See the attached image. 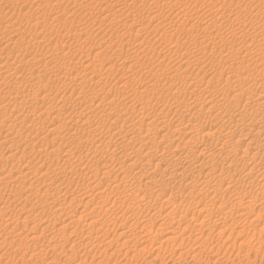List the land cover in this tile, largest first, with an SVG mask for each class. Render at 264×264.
<instances>
[{
  "label": "rangeland",
  "instance_id": "374dc122",
  "mask_svg": "<svg viewBox=\"0 0 264 264\" xmlns=\"http://www.w3.org/2000/svg\"><path fill=\"white\" fill-rule=\"evenodd\" d=\"M133 1L0 0V165H3L1 168L4 169L0 168V175L3 176V179L5 178L4 181H0V194L4 192L6 194L0 196V264H264V211L256 212L258 210L254 209L253 212L247 215L246 209L242 211L234 208L233 211H230L227 208H222L213 210L209 214L201 213L200 208L204 204H210L213 194L211 191L205 193L202 186L198 193L197 189L190 186L194 183L182 184L181 189L168 185V187H163L165 189L163 191L160 186L148 190L150 192V197H147L149 204L154 202L152 199L155 197L161 198V201L166 197H170L169 203L163 202L162 205L164 206L159 207L162 208L160 211L158 210L159 212H151L153 209L146 213L145 209H142V205L143 207L147 206V198H141V195H139L143 193L141 191L148 189L146 186L147 180L154 181L161 179V177L166 179L171 175L168 174L170 170L166 166L159 165L155 170L151 166L146 169L148 173L146 172L147 174L144 176L140 174V168L145 167L143 165L149 159L152 161H150L151 164H154L155 161L160 162L162 152L160 153L159 150L164 151L166 144L180 141L178 137L174 138V136L168 140L160 141L159 137L164 132L148 125L151 118L162 120L165 126L174 128L183 126L188 121L190 114L197 112L204 122L203 125L199 126V131H210L211 128L208 122L214 119L219 105L208 109L209 105L203 101L204 97L192 101L189 95L190 88L199 89L205 86L207 79L215 71L219 73V71L224 70L226 71L224 74L241 71V65L238 62L246 57L249 59L252 56L264 60V57H262L264 56V48L262 47L264 36H261L260 39L257 36L249 44L241 45L238 49L231 47L228 40L233 32L244 33L246 30L256 31L264 28V0L253 2L251 0H180L187 7V10L192 13L187 14L189 18L182 13L177 15L173 12L172 15L166 17L163 29L149 33H142L139 28L144 24L145 27L151 29L150 27L155 26V23H157L155 19H151L155 14L151 5L153 0ZM169 1L170 3H168ZM173 1L177 0H159L154 8L155 12L158 15L161 14V16L163 14L167 15L170 12L168 8ZM220 5L226 8V11L217 18H213L214 13L211 12L210 14V11L217 9ZM121 8H123V13L120 11ZM195 11H198L199 14H195ZM105 15L107 17H104ZM186 20L188 23H185ZM213 20L214 26L210 28L211 35L219 33L220 36L225 35L227 38L223 36L208 37L202 42L204 33L201 29ZM108 22H111V24ZM123 23L131 29V33L124 32ZM191 23L192 26H190ZM36 24H38V27ZM167 28L171 31H174L171 28H177V30L172 34L163 33L162 30H168ZM30 33L32 37L36 36L33 38L34 40ZM136 34L139 36H136ZM41 38L43 39L41 40ZM141 39L147 45V52L128 48L130 44H137L136 48L140 49V46L144 44ZM139 40L140 43H135ZM138 44L140 45L138 46ZM54 49L56 52L52 51ZM97 50L102 52V54L101 52L99 54L101 57H98L97 53L99 52ZM233 50L236 58L232 60V67L216 64L220 57H226ZM63 51L66 52L65 55L62 54ZM88 54H90V60L94 59L96 61L97 69L94 73H90V81L82 87L78 82L83 72H86L84 69L85 61L83 60ZM108 58L113 64L112 68H114L111 71L107 70L109 67L105 68V60ZM195 58H200L203 62L195 65L191 64L187 72L179 70L181 65L178 69H175L184 61L187 62ZM160 59L163 61L160 62ZM45 61L62 68V75H52L49 69L44 66ZM73 61L75 62L72 63ZM248 61L246 60V63ZM67 63L70 64L67 66ZM201 64L202 67H197ZM8 65H11L10 71L7 69ZM183 67L185 68V66ZM183 67L180 69H183ZM147 69H150V71L148 72ZM131 71H135V73L132 75ZM185 74L189 75L186 77ZM249 74L248 84L253 85V87L260 84L259 87L255 88L261 89L260 87L264 85V82L262 83L259 74L256 71H249ZM38 76L41 78L38 79ZM73 79L76 81L73 82ZM116 81H118V84L121 82L126 83L124 90L116 88L107 94L104 93L105 91H97L104 84L106 89L109 84L111 85ZM186 84L191 86L187 87ZM40 88H43V91L40 92ZM226 88V84L221 80L213 81L210 85V89L215 95L220 94L219 96H223L218 104L232 103L233 108L230 110V115H233L232 119H230L231 121H228L229 119L225 121L230 125H235L237 122L241 125L238 128L235 127V129L234 126L232 127L234 129L232 136L235 141L232 138V142L230 141L228 146L241 150L247 139L244 138L236 143V138H242L243 134L251 132V128L248 124H245V121L241 122L237 119L240 117L239 114L244 112L243 106L246 105L250 108L248 104L251 103V98H246L245 94H239L232 99L230 94L226 95L229 92ZM18 90L19 92L22 91V95L27 97L25 104L18 105L16 103L19 99L18 94H20L17 92ZM117 90L118 92H116ZM79 92H82L81 96H79ZM126 93L129 95L126 96L128 101L124 99L126 105L116 108L115 102L117 103V100L121 101ZM105 95L108 100L113 97L115 102L108 104L106 102L107 98H103L106 99L102 100L105 104V110L101 112L97 103L100 102L101 96ZM117 95L119 98H117ZM47 96H49L48 101ZM53 96H56L55 101ZM179 101L182 103L179 104ZM165 102L173 105L169 110H164V112L168 111V114L161 111V106ZM49 105L55 107V110H51L50 113L48 110ZM108 107L111 109H108ZM249 108L247 109L248 112ZM136 111L149 117H137ZM258 115L264 116V111L260 110ZM116 117H119L118 122H115ZM87 120L90 121V128L87 127ZM124 120L127 121L125 122L127 137L132 134L133 130L131 129L133 126L143 124L153 128L145 139L153 140L155 138L159 142L156 147H153V150L148 146L140 147V143L139 145L136 143L133 145V149L131 147L124 148L123 158L109 160L110 156L100 155V150L103 147L109 148V152L113 151L114 148L115 152H120L123 147L118 139L110 135V132L106 135L104 132L107 130L114 132L118 126L121 127ZM88 129H90L91 139L89 147L77 145V140L72 141L71 136L68 134L83 132ZM48 131V139L55 136L57 140L51 141L49 139V145L39 143L43 136L47 137L45 135ZM61 135H64L65 139H60ZM103 135L109 139H106ZM262 135L259 137V140L261 139L259 143L261 142L262 144H260L264 145V133ZM92 136L94 139H92ZM37 138L39 139L37 140ZM206 138L207 135L204 136L203 140L205 144L207 141H211ZM102 139L103 141L106 139V142H104L107 145H103L105 143ZM107 140L109 141L107 142ZM50 141L54 143H50ZM98 141L99 143H97ZM33 144L37 146L35 145V147ZM97 144L101 149H98ZM46 145L47 148L44 147ZM190 145H194V143H187L185 145L186 150ZM67 147L68 151L66 150ZM33 148L36 150H33ZM147 150H150V152ZM253 150L255 154L254 151H251L249 155L241 156L240 152L238 153L240 156H234L237 158L231 157L222 161L230 162L233 165L231 166L232 172L234 168L237 169H234L236 175L241 170L243 173L247 167H251L252 163L256 161L252 157H257L258 163L263 164L264 167L262 147L259 149L258 155H256V150ZM95 152L100 153L96 154ZM154 152H156V155ZM78 158L82 159L80 165L75 163ZM261 158H263V161L260 160ZM106 159L109 160H107V163ZM195 159L202 160V157ZM195 159L189 161L192 160L193 163ZM206 159L212 161L211 157H206ZM104 163L107 164L106 167L102 166ZM62 164L63 170L56 171L55 168L57 169ZM244 165L246 168H244ZM90 166H92L91 169H89ZM103 171H107L108 174L107 172L103 173ZM224 173L226 174V172ZM4 174L6 177H4ZM203 174L199 176L200 178L195 179L196 182L199 181L200 183L203 180ZM173 181L178 184L177 178H174ZM256 181L258 182L256 179L252 185H249L241 181L228 182L226 180L216 192V205L220 201H224L234 207L235 202L231 201L232 195L227 192V189L235 195L250 192V195L253 193V196L259 198L258 200L263 199L264 190L262 191V189H264V186L258 191L255 186ZM119 183L141 191L136 194L137 196L135 194H125L129 192L125 189L120 190L118 194L112 193L110 188ZM199 183L197 182V185ZM210 185L215 186L213 183ZM190 189L193 191L192 193L187 192ZM98 191H101L100 193H103L104 196H109V199L105 201L104 198V200L102 197L100 198L99 194L97 195ZM109 191L112 195L107 193ZM194 191L196 192L194 193ZM87 192L89 193L86 196ZM200 193L203 196H198ZM123 196H126L127 200ZM87 198L91 201H87ZM2 199L3 201H1ZM195 200L199 201L197 203L199 211L193 208L195 206H192L196 205L197 201L194 202ZM181 201H183V204L178 205ZM186 201H189V204ZM172 210L170 217H166L165 215ZM254 214L262 216L257 217L260 222L256 224L255 228L252 225L253 217L256 218ZM180 216L186 218L185 220L182 218L179 228L176 229L178 237L174 234L175 236L171 235L170 239H166L165 234L157 233V229L161 231L164 226H175V224L171 225L169 222L177 223ZM223 219L226 228L222 227L221 221ZM214 221H218L217 224ZM143 224L147 226L146 230L142 226ZM186 224L187 226L184 229ZM57 226L63 228L57 229ZM150 227L149 231L148 228ZM59 230L60 232H58ZM11 234L13 235L11 236ZM17 234H20L19 238L24 240H20V242L15 240ZM2 235L6 236L3 237ZM172 236L175 237V240L171 239ZM29 237L36 238L35 241L37 242H33ZM19 244L20 249L18 248ZM16 245H18L19 250L15 248ZM13 249L15 250L13 251ZM23 249L28 251L24 250L22 252ZM40 250L41 252H39ZM30 251L34 254L31 255ZM37 254L41 255L37 256Z\"/></svg>",
  "mask_w": 264,
  "mask_h": 264
},
{
  "label": "bare ground",
  "instance_id": "6f19581e",
  "mask_svg": "<svg viewBox=\"0 0 264 264\" xmlns=\"http://www.w3.org/2000/svg\"><path fill=\"white\" fill-rule=\"evenodd\" d=\"M133 1V0H132ZM145 1V0H144ZM159 0H153L152 1V3H151V5H152V9H153V11H154V15L151 17V19L152 20H156V22L157 23H155L156 25L154 26V25H152V26H154V27H150L151 29H149L148 27H145L144 26V24L142 25V27H140L139 28V31L140 32H142V33H149V32H151V31H157L158 29H163L162 27H163V23H164V21H165V19H166V17L167 16H169L170 14L172 15V13L174 12L175 14H177V15H179V13H182L184 16L185 15H190V14H192L191 12H189L188 10H187V7L186 6H184V4L180 1V0H177V1H173L171 4H170V6H169V13L167 14V15H162L161 16V14H159L158 15V13H156L155 11L156 10H154V8H155V6H156V4H157V2H158ZM250 1V0H249ZM252 2L253 1H255V0H251ZM100 2V1H99ZM134 2V1H133ZM102 3V2H101ZM168 3H170V1L168 2ZM122 4V3H121ZM120 4V5H121ZM134 4V3H133ZM124 5V4H123ZM167 5H169V4H167ZM89 6V5H88ZM113 6V5H112ZM118 6V5H117ZM125 6V5H124ZM90 8V7H89ZM117 8V7H116ZM86 9V8H85ZM120 9V8H119ZM129 9V8H128ZM149 10H151V9H149ZM116 11V10H115ZM120 11H122L121 13H123V8H121V10ZM119 11V12H120ZM124 11H125V9H124ZM226 11V8H224V7H222V5H220V6H218V8L217 9H215V10H213V11H210V14H211V12H213L214 13V15L212 16L213 18H217L218 16H220L221 14H223L224 12ZM91 12V11H90ZM111 12V11H110ZM114 12V11H113ZM117 12V11H116ZM152 12V11H151ZM168 12V11H167ZM205 12V11H204ZM112 13V12H111ZM118 13V12H117ZM197 13V15L199 14V12L197 11H195V14ZM207 13V12H206ZM89 14V13H88ZM113 14V13H112ZM111 14V15H112ZM119 14V13H118ZM117 14V15H118ZM174 14V15H175ZM209 14V15H210ZM86 15V14H85ZM107 15V14H106ZM104 16V17H107V16ZM114 15V14H113ZM181 15V14H180ZM188 15H187V17H188ZM208 15V16H209ZM116 16V15H115ZM120 16V15H119ZM123 16H124V14H123ZM126 16V15H125ZM182 16V15H181ZM183 16V17H184ZM194 16V15H193ZM191 17V16H190ZM197 17V16H196ZM119 18V17H118ZM121 18V17H120ZM189 18V17H188ZM193 18V17H192ZM65 19V18H64ZM149 19V18H148ZM125 20V19H124ZM195 20V19H194ZM145 21H147V20H145ZM199 21V20H198ZM197 21V22H198ZM131 22V21H130ZM149 22V21H148ZM187 22V20L185 21V23ZM194 22V21H193ZM108 23H110L111 24V22H108ZM107 23V24H108ZM188 23V22H187ZM109 24V25H110ZM113 24V23H112ZM149 24V23H148ZM190 24V23H189ZM37 25V27H38V24H36ZM194 25V24H193ZM35 26V25H34ZM123 26H124V32H128V33H131L130 31H131V29L129 28V27H127V26H125V23H123ZM139 26H141V25H139ZM138 26V27H139ZM144 26V27H143ZM149 26V25H148ZM190 26H192V23H191V25ZM212 26H214V20L213 21H211V22H209L205 27H203L201 30H202V33H204V38H202V42H203V40H205L206 38H208V37H213V38H215V37H221V36H223V37H226L227 38V36H225V35H221L220 36V34L219 33H216L215 35H211V30H210V28L212 27ZM137 27V28H138ZM194 27V26H193ZM35 28V27H34ZM149 29V30H148ZM168 29V28H167ZM171 29H173L174 31H176L177 30V28H171ZM32 30V29H31ZM105 30H106V28H105ZM25 31H27V30H25ZM30 31V30H29ZM29 31H27V32H29ZM33 31V30H32ZM107 31V30H106ZM137 32V33H140V32ZM174 31H171V30H162V32L163 33H168V34H172ZM34 32H35V30H34ZM33 33V32H32ZM135 33V32H134ZM34 34V33H33ZM90 34V33H89ZM125 35H126V33H124ZM133 34V33H132ZM30 35H31V33H30ZM36 35V34H35ZM35 35H33V36H35ZM128 35H130V34H128ZM144 35V34H143ZM88 36H90V35H88ZM133 36H134V34H133ZM136 36H139V35H137L136 34ZM142 36V35H141ZM257 36H259V39L260 38H262L261 36H264V28H261V29H259V30H253V31H248V30H246L244 33H242V32H233L232 33V35L228 38V40H229V42H230V46L231 47H233V48H235V49H238L241 45H247V44H249L255 37H257ZM31 37H32V35H31ZM36 37V36H35ZM35 37H32V39L33 38H35ZM44 38V37H43ZM43 38H41V40L43 39ZM137 39H138V37H137ZM137 39H135V40H137ZM142 39H144V38H142ZM141 39V40H142ZM34 40V39H33ZM36 40V39H35ZM38 40V39H37ZM39 40H40V38H39ZM38 42V41H37ZM40 42V41H39ZM38 42V43H39ZM130 42V41H129ZM141 41L139 40V41H135V43H140ZM142 42L144 43V41L142 40ZM128 44V43H127ZM130 44V43H129ZM96 45V44H95ZM102 45V44H101ZM140 44H138V46H139ZM104 46V45H103ZM146 44L144 43L142 46H140V49H138V48H136L137 47V44H130V46L128 45V48L129 49H131V50H137V51H145V52H147L148 51V49L146 48ZM105 47V46H104ZM262 47L264 48V43L262 44ZM136 48V49H135ZM56 49V48H55ZM55 49L54 50H52V51H55ZM100 49V48H99ZM102 49H103V47H102ZM49 50V49H48ZM47 50V51H48ZM101 50V49H100ZM100 50H97L99 53H97L98 54V57H101L99 54H100ZM56 51H57V49H56ZM55 51V52H56ZM59 51V50H58ZM103 51H105V50H103ZM62 52V51H61ZM96 52V51H95ZM65 53L66 52H64L63 51V53L62 54H64L65 55ZM105 53V52H104ZM35 54V53H34ZM36 54H38V53H36ZM41 54V53H40ZM51 54V53H50ZM49 54V55H50ZM53 54V53H52ZM55 54V53H54ZM61 53H60V55H62ZM101 54H102V52H101ZM16 55V54H15ZM47 56V55H46ZM51 56V55H50ZM53 56V55H52ZM97 56V55H96ZM103 56H105V55H103ZM165 56V55H164ZM14 57H16V56H14ZM41 57V56H40ZM49 57V56H48ZM173 57V56H172ZM260 57V56H259ZM262 57H264V56H262ZM34 58H35V56H34ZM174 58V57H173ZM236 58V54L234 53V50L232 51V53H229L226 57H220L218 60H217V62H216V64L217 65H221V66H225V67H227V65L230 67L231 66V64H232V60H234ZM261 58V57H260ZM81 59V58H80ZM263 59V58H262ZM49 60V59H48ZM76 60H78V59H76ZM161 60V59H160ZM169 60V59H168ZM246 60H249L247 63H246ZM35 61V60H34ZM81 61V60H80ZM83 61H85V65H84V69L86 70V72L84 73L83 72V74H82V76H81V78H79V84L80 85H82V87H84L89 81H90V73L92 74V73H94V71H96V69H97V65H96V61L93 59V60H90V54H88V55H86L85 57H84V60ZM163 60H161L160 62H162ZM174 61H175V59H174ZM9 62V61H8ZM75 61H73L72 63H74ZM77 62V61H76ZM105 65H106V67L105 68H107V67H109V68H107V70L108 71H111V69L113 70L114 68H112V66H113V64H112V62H111V60L108 58V59H106L105 60ZM177 62V61H176ZM200 62H203V60H201L200 58H195V59H192V60H189V61H187V62H183V63H181V64H179L178 66H176L175 67V69H178L179 68V66L181 65V67H183V66H185V68L183 67V69H180L179 68V70H184V72H187L188 71V69H189V66L191 65V64H193V65H195V64H197V63H200ZM205 62V61H204ZM102 63V62H101ZM114 63V62H113ZM170 63V62H169ZM240 65H241V71H238V72H236V73H226V74H224V72H226V71H219V73H217L216 71H215V73L214 74H212L211 76H210V78H208L207 79V82H206V85L205 86H203V87H201V88H199V89H195V88H190V90H189V95H190V98H191V100L192 101H197L198 99H201L202 97H204V99H203V101L206 103V104H208L209 106H208V109H211V108H215V107H217L218 105V108H217V113L215 114V117H214V119H212V120H209V122H208V124L210 125V128H211V130L210 131H208V130H203V131H199V126H201V125H203V120L201 119V117H200V114H198L197 112H193V113H191L190 114V116H189V118L187 119L188 121L183 125V126H178V127H174V128H169V127H167V126H165L164 124H163V121L162 120H156L155 118H151V120L148 122V125H152V126H154V128H156L157 130H161V131H163L164 133L162 134V135H160V137H159V139H160V141H163V140H168V139H170V138H173V136H174V138H179L180 139V141L179 142H177V143H169V144H166L164 147V151H162L161 149L159 150L160 151V153H161V155H162V158L160 159L161 161L160 162H156L155 161V163L153 164H151V160L149 159L147 162H145L144 163V165L143 166H145V167H143V168H140L141 170V175H145V174H147L148 172H147V168H149V167H151V166H153L154 168V170L156 169V167H158L159 165L160 166H166V167H169V168H167V169H169L170 171H169V173L168 174H171L170 175V177L169 178H166V179H164V178H162L161 177V179H158V180H150V181H146V186L148 187V189H146V190H144V191H141V192H143V193H141V194H139V195H141L140 197L141 198H149L150 196H149V194H150V192H148V190H151V188L152 187H155V186H160V187H168V185H171V186H175L177 189H181V185L182 184H185V185H188V183H194L193 185H190L192 188H194V189H197L198 190V193H199V189L201 188V186H202V188H203V191H204V189H205V193L206 192H209V191H211L212 192V194H213V196H212V198L210 199V201L211 202H209L210 204H208L207 203V205L206 204H204V206L203 205H201V206H203V207H199L200 208V211H201V213H204V214H209V213H211L213 210H218V209H222V208H227L228 210H230V211H233V209L234 208H237V209H239V210H245L246 209V214L248 215L249 213H251V212H253L254 211V209H256V210H258V211H256V212H260V211H264V196H263V199H260V200H258L257 199V197L256 196H253V193L250 195V192H244L243 194H238V195H235V193H232L231 191H229L228 189H227V192H229L231 195H232V200L231 201H234L235 203H234V207L233 206H231V205H228V204H226V202H224V201H220L219 202V204L218 205H216V192H217V190L219 189V187L221 186V184L222 183H225V181L227 180L228 182H232V181H241V182H244V183H246V184H249V185H252V183L254 182V180H258V182L256 183L255 182V186H256V188H258V191L260 190V189H262L263 188V186H264V167H263V164H260V163H258L259 161H257L258 159H257V157H252L253 159H256V161L255 162H253L252 163V165H251V167L249 166V168L247 167V169L242 173V170H241V172L239 173V174H237L236 175V171L234 172V169H233V172H232V168H231V166H233V165H231L230 164V162L228 163H226V162H223L222 160L224 159H226V158H231V157H233V158H237V157H234V156H238L239 154L238 153H240L241 152V156H246V155H249L250 154V152L251 151H254L253 149H255L256 150V155H258L259 154V149H261V147H262V153H263V156H264V145H261L260 143H259V141L261 140H259V137H261V135H262V133H264V116L263 115H261V116H259L258 114H259V112H260V110H263L264 111V85H261V89H258V88H255V87H259L260 86V84H258L259 86H255V87H253V85H250V84H248V77H249V71H256L258 74H259V77L261 78V80H262V83L264 82V60H259L258 59V57H250L249 59L246 57L245 59H243V60H241V61H239L238 62ZM7 64V63H6ZM44 64V66L47 68V69H49V71H50V73L52 74V75H57V76H59V75H62V73H63V70H62V68H60V67H57L56 66V64H51V63H49V61H45V63H43ZM70 63H67L66 65L68 66ZM175 64V63H174ZM1 65V64H0ZM75 65V64H74ZM101 65V64H100ZM170 65V64H169ZM11 66V65H10ZM10 66L8 65L7 66V69L10 71ZM197 66V65H196ZM204 66V65H203ZM5 67H6V65H5ZM197 67H202V64L200 65V66H197ZM217 67V66H216ZM228 67V68H229ZM232 67V66H231ZM2 68V67H1ZM222 68V67H221ZM6 69V68H5ZM152 69V68H151ZM220 69V68H219ZM7 70V71H8ZM147 71L149 72L150 71V69H147ZM156 71V70H155ZM154 71V72H155ZM152 72V71H151ZM150 72V73H151ZM183 72V71H182ZM129 73V72H128ZM132 75L135 73V71H131L130 72ZM176 74V73H175ZM187 75H189V74H185V76L187 77ZM243 75H245V76H243ZM173 76V75H172ZM185 76H183V77H185ZM182 77V78H183ZM185 77V78H186ZM38 79H40L41 77L40 76H38L37 77ZM75 78V77H74ZM176 78V77H175ZM14 79V78H13ZM218 80H221V81H223L225 84H226V86H227V90L229 91L228 93H226V95L227 94H230V97L232 98V99H234V98H236L239 94H245L246 95V98H251V103H249L248 105H250V108L249 107H247L246 105L245 106H243V113H241V114H239V119H237V120H241V122H243V121H245L246 123L245 124H248L249 125V128H251V132H247V133H245V134H243L244 136L241 138V137H238V138H236V143H237V141H241L242 139H244L245 138V140L247 139V141L245 142V144H244V147L240 150V149H236V148H234V147H231V146H228V144H229V142L231 141L232 142V138L234 139V137L232 136V133H233V130L235 129V127L236 128H238V127H240V125H241V123H235V125L233 124V125H230L229 123H226V119H229L228 121H231L230 119H232V116L233 115H230V110L233 108L231 105H232V103L231 102H228V103H221V104H218V102L221 100V98L223 97V96H219L220 94H214L213 92H212V90L210 89V85H211V83L213 82V81H218ZM15 81L17 82V80L15 79ZM74 81H76V80H74L73 79V82ZM118 81H116V82H114L113 84H109L108 85V87L105 89L104 88V85L103 86H101L100 87V89H97V91H105L104 93H109V92H111V91H114L113 89H116V88H118V89H123V88H125L126 86H125V82L124 83H117ZM183 82H186V81H183ZM118 84V86H116ZM140 84H142V83H140ZM119 85H120V87H119ZM187 85V87H190L191 85L190 84H186ZM19 89V88H18ZM124 90V89H123ZM145 91L147 90V89H144ZM40 92L41 91H43V88H40V90H39ZM13 92V91H12ZM18 93H20V94H18L19 95V99H18V101L16 102L18 105L19 104H22V103H26V101H27V97L26 96H24V95H22L23 93H22V91L21 92H19V90L17 91ZM116 92H118V90L116 91ZM122 92V91H121ZM81 93L82 92H79V96H81ZM83 93H84V91H83ZM99 93V92H98ZM96 94V93H95ZM115 94V93H114ZM121 94V93H120ZM9 95V94H8ZM14 95H16L15 93H14ZM89 95H90V93H89ZM104 95V94H103ZM128 94L126 93L125 94V96H123L122 97V99H121V101H119V100H117L118 102L116 103L114 100L115 99H113V97H112V99L111 98H109V100H108V98H107V96L105 95V96H101V99L99 100L100 102L99 103H97V106L100 108V110H101V112H103L104 110H105V104L102 102V100H106V99H103V98H107V100H106V102L109 104H113V102H115V106H116V108H120L121 106H123V105H126V100H127V96ZM11 96V95H10ZM82 96H84V95H82ZM95 96V95H94ZM129 96V95H128ZM228 96V95H227ZM48 98H49V96H47V101H48ZM55 98H56V96H53V100L55 101ZM80 98V97H79ZM116 98V97H115ZM117 98H119L118 97V95H117ZM129 98V97H128ZM1 99H3V98H1ZM8 99H10V98H8ZM17 99V98H16ZM44 99V98H43ZM124 99H126L125 101H124ZM128 101V100H127ZM7 102V101H6ZM5 102V103H6ZM107 103H106V105H107ZM179 104H181L182 102L181 101H179L178 102ZM3 104V103H2ZM13 104H15V103H13ZM4 105V104H3ZM96 106V107H97ZM109 106V105H108ZM111 106V105H110ZM47 107V106H46ZM173 107V105L172 104H169V103H163V105L161 106V111L164 113V114H168V111L167 112H164V110H166V109H170V108H172ZM113 108V107H112ZM249 108V112L247 111V109ZM108 109H111V108H109L108 107ZM48 110H49V113L50 112H52L51 110H55V107L53 106V105H49L48 106ZM82 110V109H81ZM110 111V110H109ZM82 112V111H81ZM81 112H80V114H81ZM108 112V111H107ZM87 113H88V111H87ZM138 116L137 117H139L140 116V118H146V117H149L148 115H146V114H143L142 112H139V111H136L135 112ZM135 113H133V114H135ZM109 114H111V113H109ZM127 114V113H126ZM39 117V116H38ZM136 117V118H137ZM89 118H90V115H89ZM89 118H88V120H89ZM119 119V117H116L115 118V122L117 121ZM88 120L86 121L87 123H88V126L87 127H89L90 128V121L88 122ZM119 121V120H118ZM117 121V122H118ZM129 121H130V119H129ZM233 121V120H232ZM125 122H127L126 120H124V122H122V124H121V127L119 128V126H118V128L114 131V132H111V130H107V131H105L104 132V134L106 135V134H108L109 132L111 133L110 135L111 136H113V138L115 137V139H118L119 140V143H120V145L123 147V149L122 150H120V152L119 151H114V149H113V151H110L109 152V148L108 149H106V146H105V148L103 147L102 149L101 148H99L98 147V145L99 144H97V147H98V149H101L100 151H101V153L100 152H97V153H100V155L101 156H104V154H105V157H108V156H110L108 159L110 160V159H113V158H121L123 155H124V152H125V150H124V148H128V147H134L133 145L134 144H136V143H138V145H139V143H140V147H146V146H148V148H151L152 150H153V147L155 146L156 147V144L159 142H157L156 140H155V138L153 139V140H147V139H145L146 137H148V134L153 130V128H151V127H147V126H145V125H143V124H139L138 126H133V128L131 129V130H133V132H132V134H130L128 137H127V126L125 125ZM130 122H132V121H130ZM133 122H134V120H133ZM137 122V121H136ZM236 122V121H235ZM86 123V124H87ZM85 124V125H86ZM129 124H132V123H129ZM243 124V123H242ZM2 125V124H1ZM3 126V125H2ZM234 126V129H232V127ZM131 127V126H130ZM136 127V128H135ZM86 128V127H85ZM114 128V127H113ZM112 128V129H113ZM53 130V129H52ZM125 130H126V132H125ZM130 130V129H129ZM94 131V130H93ZM96 133V132H95ZM128 133H130V132H128ZM48 134H49V131H48V133H47V135H45V136H47V137H44L43 135V138L42 139H40V142L39 143H42V144H44V143H46V144H48L49 145V139L52 141V140H57V137H52V138H49L48 139ZM70 136H71V140L72 141H74V140H77V145L79 144V146H90V141H91V139H90V129H88L87 131H79V132H72V133H68ZM93 134V133H92ZM97 135V134H96ZM205 135H207V138L206 139H210L211 141H207V143L205 144L204 142H203V140H204V136ZM53 136V135H52ZM69 136V137H70ZM108 136V135H107ZM263 136V135H262ZM40 137V136H39ZM67 137V136H66ZM93 137V136H92ZM91 137V138H92ZM97 137V136H96ZM103 137H105L104 135H103ZM64 138V135L62 136L61 135V137H60V139H63ZM106 138V137H105ZM39 138H37V140H38ZM65 139V138H64ZM68 139V138H67ZM92 139H94V137L92 138ZM95 139H97V138H95ZM98 139H100V138H98ZM106 139H109V138H106ZM105 139V140H106ZM104 140V141H105ZM114 140V139H113ZM50 141V143H54V142H51ZM60 141V140H59ZM59 141H57V143H59ZM71 141V142H72ZM93 141V140H92ZM102 141H103V139H102ZM103 141V142H104ZM109 140H107V142H108ZM233 141H235V139L233 140ZM67 142V141H66ZM75 142V141H74ZM94 142H96V141H94ZM101 142V141H100ZM106 142V141H105ZM104 142V143H105ZM244 142V141H243ZM34 143V142H33ZM37 143V142H36ZM56 143V142H55ZM70 143V142H69ZM75 143V144H76ZM92 143V142H91ZM97 143H99V141L97 142ZM118 143V142H117ZM187 143H194V145H190L189 147H188V149L186 150V148H185V145L187 144ZM211 143V144H210ZM38 144V143H37ZM63 144H66V143H63ZM73 144V143H72ZM182 144H183V146H182ZM19 145V144H18ZM22 145V144H21ZM28 145V144H27ZM36 144H33V146H35ZM60 145V144H59ZM92 145V144H91ZM96 145V144H95ZM103 145H107V143H105V144H103ZM138 145H136V146H138ZM233 145V144H232ZM9 146V145H8ZM31 148H32V146L31 145H29ZM37 146V145H36ZM35 146V147H36ZM53 146V145H52ZM58 146V145H57ZM61 146V145H60ZM66 146V145H65ZM70 146H71V144H70ZM72 146H74V145H72ZM76 146V145H75ZM74 146V147H75ZM109 146V145H108ZM234 146V145H233ZM44 147H46L47 148V145L46 146H44ZM56 147V146H55ZM63 147V146H62ZM101 147V146H100ZM16 148H17V146H16ZM19 148V147H18ZM21 148H23L22 146H21ZM31 148H29V149H31ZM57 148H60V147H57ZM70 148V147H69ZM95 148V147H94ZM24 149V148H23ZM28 149V148H27ZM53 149H55V148H53ZM68 149V147L66 148V150ZM71 149H73V148H71ZM71 149H69V150H71ZM75 149V148H74ZM87 149V148H86ZM97 149V150H98ZM133 149V148H132ZM139 149H141V148H139ZM15 150V149H14ZM18 150V149H17ZM33 150H36V149H34L33 148ZM143 150V149H142ZM32 151V150H31ZM42 151V150H41ZM55 151H57L56 149H55ZM64 151H65V149H64ZM68 151V150H67ZM147 151H149L150 152V150H147ZM154 151H156V149H154ZM158 151V152H159ZM5 152V151H4ZM16 152V151H15ZM24 152V151H23ZM133 153H134V151H132ZM146 152V151H145ZM14 153V152H13ZM26 153V152H25ZM24 153V154H25ZM63 153V152H62ZM69 153V152H68ZM96 153V152H95ZM96 153V154H97ZM156 152H154V154H155ZM254 154H255V151L253 152ZM258 153V154H257ZM127 154V153H126ZM130 154V153H129ZM128 154V155H129ZM1 155H2V153H1ZM13 155V154H12ZM128 155H126V156H128ZM156 155V154H155ZM160 155V156H161ZM7 156H9V155H7ZM23 156V155H22ZM80 156V155H79ZM95 156V155H94ZM135 156L137 157V155L135 154ZM134 156V157H135ZM159 156V157H160ZM240 156V155H239ZM263 156H261V157H263ZM104 157V158H105ZM129 157V156H128ZM133 157V159L135 160V158ZM147 157V156H146ZM201 158L202 157V160H200V159H195V158ZM204 157V158H203ZM206 157H211V159H212V161H210V160H208V159H206L205 160V158ZM250 157V156H249ZM67 158V157H66ZM101 158V157H100ZM123 158V157H122ZM138 158V157H137ZM139 158H140V156H139ZM239 158H241V157H239ZM244 158V157H243ZM56 159H58V158H56ZM97 159V158H96ZM108 159H106V163H107V160ZM190 159H195L194 161H193V163L191 162V161H189ZM245 159V158H244ZM263 158H261L260 160H262ZM82 159H80V158H78L77 160H75L74 162L75 163H77V165H80V161H81ZM108 160V161H109ZM120 160V159H119ZM138 160V159H137ZM53 161V160H52ZM67 161V160H66ZM97 161V160H96ZM96 161H95V163H96ZM115 161H116V159H115ZM143 161V160H142ZM151 161V162H150ZM159 161V160H158ZM197 161V163H195ZM210 161V162H209ZM263 161V160H262ZM71 162V161H70ZM69 162V163H70ZM73 162V163H74ZM111 162V161H110ZM112 162H114L113 160H112ZM123 162V161H122ZM190 162V163H189ZM55 163H57V162H55ZM81 163H82V161H81ZM89 163V162H88ZM115 163V162H114ZM113 163V164H114ZM118 163V162H117ZM189 163V164H188ZM245 163V162H244ZM264 163V162H263ZM68 164V163H67ZM66 164V165H67ZM72 164V163H71ZM90 164V163H89ZM92 164V163H91ZM108 164H110V163H108ZM113 164H112V167H113ZM70 165V164H69ZM76 165V164H75ZM96 165V164H95ZM118 165V164H117ZM3 165H0V168L2 167ZM47 166V165H46ZM57 166V165H56ZM82 166V165H81ZM88 166V165H87ZM103 167H106L107 166V164L105 165V163L102 165ZM101 166V167H102ZM122 166V165H121ZM236 166V165H235ZM245 166V165H244ZM12 167V166H11ZM39 167V166H38ZM66 167V166H65ZM85 167V166H84ZM89 167V166H88ZM91 167L92 166H90V168L89 169H91ZM98 167V166H97ZM119 167V166H118ZM125 167V166H124ZM16 168V167H15ZM15 168H14V170H15ZM63 164L62 165H60L59 167H57V169L55 168V170L56 171H59V170H63ZM69 168V167H68ZM71 168V167H70ZM79 168H81V167H79ZM119 168H121V167H119ZM244 168H246V166L244 167ZM243 168V169H244ZM1 169H3V168H1ZM48 169V168H47ZM72 169V168H71ZM107 169V168H106ZM125 169V168H124ZM158 169V168H157ZM4 170V169H3ZM12 170V169H11ZM45 170V169H44ZM54 170V171H55ZM87 170H88V168H87ZM112 170V169H111ZM115 170V169H114ZM119 170H121V169H119ZM149 170V169H148ZM235 170H237V169H235ZM2 171V170H1ZM46 171V170H45ZM110 173H111V171L110 170H108ZM139 171V172H140ZM223 171V172H222ZM4 172V171H3ZM104 172H107V171H103V173ZM137 172V171H136ZM147 172V173H146ZM164 172H165V170H164ZM224 172H226V174L224 173ZM237 172H239V171H237ZM85 173V172H84ZM204 173V174H203ZM53 174H55V172H53ZM107 174H108V172H107ZM106 174V175H107ZM160 174V173H159ZM201 174H203L202 176H204V177H202L203 178V180L199 183V181H197L198 183H199V185H197V182H196V178H198ZM7 175V174H6ZM45 175H47V174H45ZM58 175V174H57ZM164 175V174H163ZM55 176V175H54ZM138 176H139V174H138ZM137 176V177H138ZM162 176V175H161ZM0 177H1V175H0ZM3 177V176H2ZM0 178V181H4V179L3 178ZM4 177H6L5 176V174H4ZM56 177V176H55ZM105 178H106V176H104ZM140 177V176H139ZM16 178V177H15ZM43 178V177H42ZM47 178H49V177H47ZM85 178H87V177H85ZM141 178V177H140ZM174 178H177L178 179V184H177V182L175 181H173V179ZM200 178V177H199ZM3 179V180H2ZM66 179V178H65ZM45 180V179H44ZM54 180V179H53ZM37 181V180H36ZM43 181V180H42ZM45 181H47V180H45ZM67 181V180H66ZM153 181V182H152ZM87 182V181H86ZM196 182V183H195ZM99 183V182H98ZM211 183H213V185H215L214 187H212V185H210ZM35 184V183H34ZM41 184V183H40ZM48 184V183H47ZM161 184V185H160ZM67 185V184H66ZM89 185H90V183H89ZM89 185H87L88 187H89ZM95 185V184H94ZM93 185V186H94ZM108 185V184H107ZM70 186V185H69ZM184 186V185H183ZM200 186V187H199ZM67 187V186H66ZM100 187V186H99ZM86 188V187H85ZM95 188V187H94ZM97 188V187H96ZM104 188V187H103ZM191 188V189H192ZM93 189V188H92ZM111 190V192L112 193H114V194H118L119 193V191L120 190H122V189H125L126 191L128 190L129 192L127 193H125V194H138L140 191H138V190H135V189H133V188H130V187H127L126 185H124V184H115V185H113L111 188H110ZM191 189H190V191L188 190L187 192L189 193H192L193 191H191ZM193 189V190H194ZM46 190V189H45ZM95 190V189H94ZM102 190V189H101ZM163 190H165L164 188L162 189V191ZM264 189H262V191H263ZM47 191V190H46ZM103 191V190H102ZM108 191V190H107ZM110 191L109 192H107V193H110ZM202 191V190H201ZM257 191V192H258ZM99 193H97V195L99 194V196H100V198L102 197V199L104 198L105 199V201H106V199H109V196H104L103 195V193L101 194L100 192L101 191H98ZM196 191H194V193H195ZM5 193V192H4ZM4 193H2V194H4ZM88 193L89 192H87V194H86V196L88 195ZM106 193V192H105ZM104 193V194H105ZM122 193V192H121ZM204 193V192H203ZM205 193H204V195H205ZM263 193V192H262ZM262 193H260V194H262ZM2 194H0V196L2 195ZM56 194V193H55ZM81 194H83V193H81ZM85 194V193H84ZM95 194V193H94ZM124 194V193H123ZM258 194V193H257ZM259 194V196L260 197H262L261 195ZM4 195H6V194H4ZM28 195V194H27ZM96 195V194H95ZM110 195H112L111 193H110ZM121 195V194H120ZM189 195V194H188ZM196 195V194H195ZM263 195V194H262ZM12 196V195H11ZM26 196V195H25ZM84 196V195H83ZM116 196V195H115ZM137 196V195H136ZM135 196V197H136ZM157 196H160V195H157ZM194 196V195H193ZM198 196H203V195H201V193H200V195H198ZM258 196V197H259ZM6 197H8V196H6ZM108 197V198H107ZM124 197V196H123ZM129 198H130V195L128 196ZM139 197V196H138ZM169 197V196H168ZM196 197V196H195ZM56 198V197H55ZM88 198H89V196H88ZM88 198H87V201H91V200H88ZM119 198H120V196H119ZM124 198H126V200H127V197L125 196ZM128 198V199H129ZM148 198H147V203H146V199H145V203H146V205L147 206H145V207H143V205H142V209L144 208L145 209V211H146V213H149L151 210H153V211H151V212H159L161 209L159 208V207H161V206H164V205H162V203L163 202H168V201H170V197L169 198H165V199H163L162 201H161V198H159V197H155V198H150V199H152V201H154V202H152L151 204H149L148 203ZM171 198H172V196H171ZM192 198V197H191ZM199 198V197H198ZM57 199V198H56ZM103 199V200H104ZM123 199V198H122ZM199 199H202V198H199ZM11 200V199H10ZM81 200H82V197H81ZM102 200V201H103ZM198 200V199H197ZM197 200H195L194 202H196ZM203 200V199H202ZM1 201H3V199L1 200ZM7 201V200H6ZM116 201V200H115ZM122 201V200H121ZM124 201V200H123ZM143 201V200H142ZM41 202H43V201H41ZM125 202V201H124ZM123 202V203H124ZM191 202V201H190ZM199 201H197L196 202V205L194 204V205H192L191 203V205L192 206H195V207H193V208H196L197 209V203H198ZM86 203H88V202H86ZM164 203V204H165ZM169 203V202H168ZM186 203L187 204H189V201H186ZM149 204V205H148ZM179 204H183V201H181V202H179L178 203V205ZM87 205V204H86ZM42 206V205H41ZM191 206V207H192ZM140 207H141V205H140ZM165 207H166V204H165ZM258 208V209H257ZM48 209H50V208H48ZM102 209V208H101ZM42 210H43V208H42ZM45 210V209H44ZM107 210V209H106ZM159 210V211H158ZM198 211H199V209H197ZM105 211V210H104ZM124 211V210H123ZM197 211V212H198ZM143 212V211H142ZM172 212H173V210L172 211H170L169 213H167L165 216L166 217H170V215L172 214ZM60 213V212H59ZM264 213V212H263ZM256 214H258V213H256ZM256 214H254L255 215V217L256 218H254L253 217V221H252V225H253V227L255 228L256 227V224L257 223H259L260 222V219H258L257 217H262L260 214L257 216ZM136 216V215H135ZM29 217V216H28ZM78 217V216H77ZM88 217V216H87ZM184 216H180V217H178V219H177V223L176 222H169L171 225L172 224H175V226L174 225H172L171 227H170V225L169 226H164L163 228H162V230L160 231V229H157L158 231H160V232H158L157 231V233H163V234H165V237H166V239L167 238H169L170 239V236L171 235H176V229L177 228H179V225H180V222L182 221V218H183ZM263 217H264V215H263ZM27 218V217H26ZM83 218V217H82ZM86 218V217H85ZM186 218V217H185ZM185 218H183L184 220H185ZM251 218V217H250ZM23 219H25V218H23ZM49 220V219H48ZM163 220H164V218H163ZM50 221V220H49ZM71 221V220H70ZM74 221V220H73ZM73 221H72V223H73ZM93 221V220H92ZM251 221V220H250ZM90 222V221H89ZM136 222H138V221H136ZM165 222V221H164ZM168 222V221H167ZM217 222L218 221H214V223H216L217 224ZM247 222V221H246ZM93 223V222H92ZM91 223V224H92ZM147 223V222H146ZM166 223V222H165ZM221 223L223 224V226L222 227H224V228H226V224H225V220L223 219V221H221ZM250 223V222H249ZM248 223V224H249ZM17 224V223H16ZM36 224V223H35ZM34 224V225H35ZM51 224V223H50ZM53 224H54V222H53ZM167 224V223H166ZM185 224V223H184ZM216 224H214V225H216ZM52 225V224H51ZM88 225V224H87ZM131 225H132V223H131ZM38 226V225H37ZM44 226V225H43ZM45 226H47V225H45ZM81 226H83V225H81ZM140 226V225H139ZM143 227H144V229L146 230L147 228V226L145 225V224H143L142 225ZM141 226V228L143 229V227ZM185 226H187V224L186 225H184V229H185ZM62 226H60V227H56L57 229H59V228H61ZM91 227V226H90ZM149 227V226H148ZM181 227V226H180ZM38 228V227H37ZM50 228V227H49ZM51 228H52V226H51ZM55 228V227H54ZM63 228V227H62ZM22 229V228H21ZM130 229V228H129ZM150 229H151V227L150 228H148V230L150 231ZM182 229V228H181ZM253 229V228H252ZM32 230V229H31ZM41 230V229H40ZM19 231V230H18ZM23 231V230H22ZM34 231V230H33ZM49 231V230H48ZM54 231H55V229H54ZM137 231V230H136ZM135 231V232H136ZM143 231V230H142ZM156 231V230H155ZM181 231V230H180ZM42 232V231H41ZM57 232V231H56ZM58 232H60V230L58 231ZM14 233V232H13ZM17 233V232H16ZM19 233V232H18ZM27 233V232H26ZM138 233H139V231H138ZM145 233H146V231H145ZM181 233V232H180ZM54 234V233H53ZM13 234H11V236H12ZM29 235V234H28ZM45 235V234H44ZM174 235V236H175ZM3 237L4 236H6V235H2ZM15 236H17V238L15 239V240H17V241H19L20 242V240H21V238H19V236H20V234H17V235H15ZM26 236V235H25ZM34 236V235H33ZM37 236V235H36ZM42 236V235H41ZM177 237H178V235H176ZM1 237V236H0ZM3 237H2V239H3ZM8 237H9V235H8ZM24 237V236H23ZM28 237V236H27ZM26 237V238H27ZM45 237V236H44ZM62 237V236H61ZM165 237H164V239H165ZM173 238V236L171 237V239ZM175 238V237H174ZM173 238V239H174ZM5 239V238H4ZM14 239V238H13ZM23 239V238H22ZM29 239L30 240H32L33 242H37V241H35V239L36 238H30L29 237ZM168 239V240H169ZM7 240V239H6ZM5 240V241H6ZM9 240H10V238H9ZM12 240V239H11ZM24 240V239H23ZM23 240H21V241H23ZM26 240V239H25ZM28 240V239H27ZM26 240V241H27ZM175 240V239H174ZM4 241V240H3ZM4 241V242H5ZM16 241V242H17ZM29 241V240H28ZM39 241V240H38ZM165 241V240H164ZM7 242V241H6ZM13 242V241H12ZM19 242H17V243H19ZM14 243V242H13ZM25 243V242H24ZM29 243V242H28ZM27 244V243H26ZM15 245V244H14ZM35 245V244H34ZM12 246V245H11ZM17 246L18 245H16V249H20L21 247H20V244H19V247L17 248ZM23 246V245H22ZM27 246V245H26ZM32 246H33V244H32ZM23 248V247H22ZM26 248V247H25ZM28 248V247H27ZM30 248V247H29ZM50 248V247H49ZM54 248V247H53ZM18 249V250H19ZM38 249V248H37ZM40 249V248H39ZM38 249V250H39ZM15 249H13V251H14ZM24 250H27V249H23L22 250V252L24 251ZM34 250V249H33ZM42 250V249H41ZM41 250L39 251V252H41ZM17 251V250H16ZM28 251V250H27ZM26 251V252H27ZM7 252V251H6ZM9 252V251H8ZM7 252V253H8ZM31 252V251H30ZM36 252V251H35ZM39 252H37V253H39ZM25 253V252H24ZM23 253V254H24ZM32 253V252H31ZM34 253H32L31 255H33ZM7 255H10V254H7ZM7 255H5V256H7ZM29 255H30V253H29ZM30 255V256H31ZM38 255H41V254H37V256ZM4 256V255H3ZM29 256V257H30ZM43 256V255H42ZM9 257V256H8ZM5 258V257H4ZM1 259H2V256H1ZM40 259V258H39ZM36 263V262H35Z\"/></svg>",
  "mask_w": 264,
  "mask_h": 264
}]
</instances>
